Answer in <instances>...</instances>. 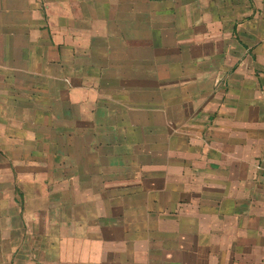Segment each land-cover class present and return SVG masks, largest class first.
Wrapping results in <instances>:
<instances>
[{"label": "crops", "instance_id": "crops-1", "mask_svg": "<svg viewBox=\"0 0 264 264\" xmlns=\"http://www.w3.org/2000/svg\"><path fill=\"white\" fill-rule=\"evenodd\" d=\"M0 264H264V0H0Z\"/></svg>", "mask_w": 264, "mask_h": 264}]
</instances>
